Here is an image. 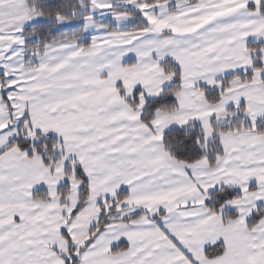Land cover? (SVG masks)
<instances>
[{
  "label": "snow or ice",
  "instance_id": "snow-or-ice-1",
  "mask_svg": "<svg viewBox=\"0 0 264 264\" xmlns=\"http://www.w3.org/2000/svg\"><path fill=\"white\" fill-rule=\"evenodd\" d=\"M0 264H264V0H0Z\"/></svg>",
  "mask_w": 264,
  "mask_h": 264
}]
</instances>
